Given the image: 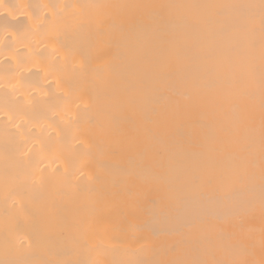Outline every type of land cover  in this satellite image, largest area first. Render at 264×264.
<instances>
[{
    "label": "bare ground",
    "instance_id": "obj_1",
    "mask_svg": "<svg viewBox=\"0 0 264 264\" xmlns=\"http://www.w3.org/2000/svg\"><path fill=\"white\" fill-rule=\"evenodd\" d=\"M0 264H264V0H0Z\"/></svg>",
    "mask_w": 264,
    "mask_h": 264
}]
</instances>
